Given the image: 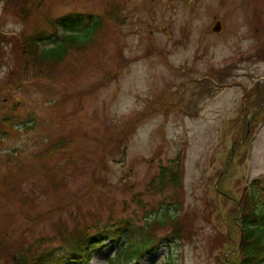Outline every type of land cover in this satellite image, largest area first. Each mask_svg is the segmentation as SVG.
I'll return each instance as SVG.
<instances>
[{
    "label": "rangeland",
    "instance_id": "rangeland-1",
    "mask_svg": "<svg viewBox=\"0 0 264 264\" xmlns=\"http://www.w3.org/2000/svg\"><path fill=\"white\" fill-rule=\"evenodd\" d=\"M5 3L0 264H12L7 257L19 250L27 263L75 227L94 232L120 218L132 221L137 242L149 223L154 241L163 238L136 264H218L222 252L236 258L237 201L246 183L264 177V123L254 129L258 103L245 96L258 82L264 86V59L256 55L264 45V0H43L26 20L16 16L21 6ZM78 11L103 18L97 39L68 50L59 66L69 71L61 77L34 76L32 59V78L16 83L24 62L15 36L52 29L53 17ZM245 110L247 133L254 131L241 162ZM178 155L179 202L178 189L156 184L161 166ZM176 214L179 239L169 235ZM217 233L222 246L211 249ZM106 244L91 264L115 255L119 246Z\"/></svg>",
    "mask_w": 264,
    "mask_h": 264
},
{
    "label": "trees",
    "instance_id": "trees-1",
    "mask_svg": "<svg viewBox=\"0 0 264 264\" xmlns=\"http://www.w3.org/2000/svg\"><path fill=\"white\" fill-rule=\"evenodd\" d=\"M5 8H16L21 6L20 14L16 16H23L26 20L29 15V9L37 1L38 5L43 0H5ZM19 2H21L19 4ZM111 11H115L116 4H111ZM104 23L102 17L95 16L93 13L86 12H69L51 19L52 29H36L28 34H19L13 36L15 38V49L20 52L24 62L23 75L16 79V83L25 84L28 78H32L33 71L29 72V62L35 60L34 76L61 77L64 73L69 71L65 66H59L60 62L68 55V50L71 48H89V44L97 39V32ZM3 33L0 30V37ZM48 43L51 46L47 45ZM263 45V44H261ZM260 45V46H261ZM49 46V47H48ZM260 49V50H259ZM258 49L256 55L264 59V45ZM255 55V54H254ZM46 65V66H44ZM247 103H258L255 118L254 129L258 125L264 123V86H260L259 82L250 91L245 92ZM244 107L248 108L247 105ZM243 110V109H242ZM241 116V129L243 137L240 142L243 144L246 141L245 149L241 151L240 156L236 160L244 162L245 154L248 151V145L253 139V131L248 135L247 130L250 122L246 117V110ZM10 117H8L9 119ZM240 147V145H239ZM59 145L50 148L48 153L55 152ZM243 152V153H242ZM236 145L232 149L231 155L236 156ZM231 157L229 160V167L234 166L235 158ZM228 171H223L221 176L224 177ZM227 178V176H225ZM155 180V179H154ZM157 185L160 189H164L167 185L179 190L177 202L180 200V193L183 192V164L180 155L173 160L172 165L161 166L160 173L157 176ZM224 181L221 180L220 184ZM153 180L150 182L152 183ZM220 187V185H219ZM222 191V188H220ZM223 192V191H222ZM227 194V193H226ZM170 222H172V229L170 231L171 238H182L183 228L178 224V214L170 215ZM235 226L240 233L237 245H235L234 252L237 257L225 255L220 253L217 255L218 264H264V177L252 179L243 187V193L237 201V213ZM109 222V221H108ZM106 222L102 228L96 229L94 232H88L85 229L75 227L76 231H68L61 238L60 245H49L42 251L34 252L30 255L29 261L25 263L26 252L19 250L18 257L8 256L7 259L12 264H91L93 254L103 249L110 240L116 243L119 247L114 256L108 258V264H136L137 259L151 250L159 246L163 238L154 241L152 232L154 230L152 224L145 226L141 236V240L137 242V232L130 219L120 218L111 223ZM158 224L164 225L163 220H158ZM60 228V227H59ZM58 229V226H57ZM150 229V230H148ZM129 234V235H127ZM167 237V236H166ZM222 234H216L210 242L211 249L221 247ZM166 264V263H165Z\"/></svg>",
    "mask_w": 264,
    "mask_h": 264
},
{
    "label": "water",
    "instance_id": "water-1",
    "mask_svg": "<svg viewBox=\"0 0 264 264\" xmlns=\"http://www.w3.org/2000/svg\"><path fill=\"white\" fill-rule=\"evenodd\" d=\"M217 23L220 24V21L217 22ZM214 29L218 31V30H219V27H216V28H214Z\"/></svg>",
    "mask_w": 264,
    "mask_h": 264
}]
</instances>
